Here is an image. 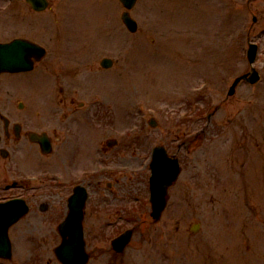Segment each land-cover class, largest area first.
I'll use <instances>...</instances> for the list:
<instances>
[{"label": "rangeland", "instance_id": "1", "mask_svg": "<svg viewBox=\"0 0 264 264\" xmlns=\"http://www.w3.org/2000/svg\"><path fill=\"white\" fill-rule=\"evenodd\" d=\"M173 1L140 0L141 4H137V9L133 11L139 29L131 36L120 22L122 8L116 0H69V5L67 0H50V10L40 14L33 12L31 16L27 15L29 7L24 2L11 4V0H0V41L24 35L40 41L48 49L47 57L36 70L7 77L4 82L0 80V102L4 103L0 104V108L6 102L8 106L17 103L18 98L13 92L26 103L41 102L46 93L56 100L61 97L59 88L71 83L69 93L73 88H78L80 94L76 98L93 103L96 122L100 123L104 116L107 119H103L107 125L103 130L95 124L101 141L107 136L111 137L107 129L118 133L141 129V134H148L157 141L163 138L176 152L178 139L172 135L181 134L186 128L196 129L198 125L190 124L188 127L185 120L178 122L175 118L180 115H176V112L184 111L187 101L196 102L199 97V102L207 106L217 100L221 106L216 114L217 122L213 127L206 128L208 132L203 147L192 160L203 164L195 170L200 171L201 175L205 174L200 183L196 178V183L190 186L186 183L187 165L191 161L179 150L185 169L172 189L170 214L167 212L161 224L157 225L171 229L166 233L170 244L167 246L164 237L159 238V230L147 233L152 238L150 244L136 235L126 250L124 264H198L202 250H206L205 256L214 252L220 256L218 250L230 246L233 247L231 253L226 252L230 264H264V163L251 170L250 186L247 181L249 153L252 151L249 144L254 138L258 140L255 130H264V0H199L201 9L191 14L189 5H169ZM157 2L168 5L166 15L162 10L154 11ZM68 6L69 12L72 10L68 15L69 22L74 24L69 31L65 25L68 23L65 9ZM201 11L203 19H199ZM252 14L257 16L255 22H252ZM23 15L27 16L23 18ZM108 16L113 19L110 20ZM189 17L192 24L199 19L202 30L199 24L194 29L199 38L196 36L191 40L194 48L190 50L189 58L178 59L175 53L182 38L178 34L168 33L171 26L167 28V25H172L176 30L188 25ZM249 29L251 39L259 44L257 61L263 81L249 88L241 86L234 99L241 98L247 104L236 105L234 100H225L230 83L227 81L235 70L248 69L244 56ZM214 30L217 35H214ZM210 35L215 39H211ZM185 44L189 46V42ZM66 47L80 48L82 55L94 50L91 53L94 56L78 59L72 55V63L65 64L59 59L67 60ZM104 56L114 60L113 66L100 74L94 73L101 71L98 61ZM89 78L93 86L88 85ZM200 83H205L201 93L196 90ZM153 108L161 111L157 115L155 128L148 124V114ZM170 113L175 115L172 120ZM141 114H145V119ZM233 119L234 122L230 124L229 121ZM246 135L249 136L248 140L252 137L248 144L244 143ZM171 138L173 142L169 141ZM129 139L126 138L121 146L128 148ZM254 144L256 148L259 147L257 143ZM111 155L115 154L111 152ZM32 158L35 159V156ZM143 158L142 153L125 156L131 164H138ZM4 169L1 167L0 172L4 173ZM239 173L242 182L234 184ZM1 175L3 177L4 174ZM118 186L129 189L132 183L121 181ZM133 187L140 188V185ZM250 187L255 190V197L250 193ZM138 193L142 195L144 191ZM134 195L131 204L137 203ZM100 208L97 199L87 215L86 226L90 230L101 228L102 221L109 218L100 214ZM193 223H199V229L190 235L188 229ZM244 223L249 224L247 235L242 240H238L237 232L231 234L230 230L226 231V228L237 229ZM113 230L115 228L111 227L102 234L92 232L99 237L109 232L110 237ZM16 236L21 235L17 233ZM20 244H24L22 238L19 239ZM102 244L104 248L108 247ZM236 244L242 249L252 250L253 256L242 261ZM188 247L201 251L190 252ZM23 251L19 250L18 253L23 254ZM168 252H172L170 257Z\"/></svg>", "mask_w": 264, "mask_h": 264}, {"label": "water", "instance_id": "2", "mask_svg": "<svg viewBox=\"0 0 264 264\" xmlns=\"http://www.w3.org/2000/svg\"><path fill=\"white\" fill-rule=\"evenodd\" d=\"M35 1V0H30ZM133 0H124V3L126 6H130L132 4ZM127 24L133 23L126 18ZM17 49V53L15 50H13L11 53L14 56V65L12 67L7 68V60L9 59V56H7L8 50ZM36 48L27 44H17L14 47H10V49H7L6 46H3L0 48V69L1 70H17V69H23L27 67V62L29 60L30 55L33 54V51H35ZM26 61V64H25ZM73 236V242L71 244V248H76V242H78L79 235H72ZM77 238V240H76ZM67 264L71 263V258L69 257L67 260Z\"/></svg>", "mask_w": 264, "mask_h": 264}]
</instances>
